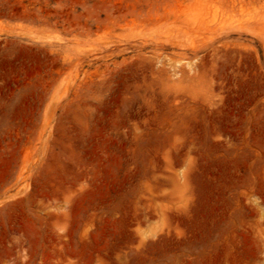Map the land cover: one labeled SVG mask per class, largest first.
I'll use <instances>...</instances> for the list:
<instances>
[{
    "label": "rangeland",
    "instance_id": "obj_1",
    "mask_svg": "<svg viewBox=\"0 0 264 264\" xmlns=\"http://www.w3.org/2000/svg\"><path fill=\"white\" fill-rule=\"evenodd\" d=\"M0 264H264V0H0Z\"/></svg>",
    "mask_w": 264,
    "mask_h": 264
}]
</instances>
